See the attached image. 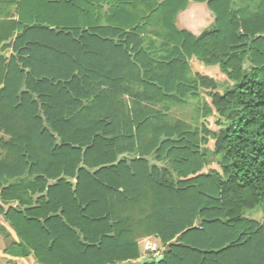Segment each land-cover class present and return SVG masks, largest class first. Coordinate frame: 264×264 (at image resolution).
Wrapping results in <instances>:
<instances>
[{"label":"trees","instance_id":"obj_1","mask_svg":"<svg viewBox=\"0 0 264 264\" xmlns=\"http://www.w3.org/2000/svg\"><path fill=\"white\" fill-rule=\"evenodd\" d=\"M189 1H21L0 54V213L18 255L139 264L156 237L158 264H264V222L246 217L264 210V22L194 0L215 14L195 35L175 23ZM192 55L229 81L192 75ZM200 89L227 120L220 171L204 170L207 136L153 106Z\"/></svg>","mask_w":264,"mask_h":264},{"label":"crops","instance_id":"obj_2","mask_svg":"<svg viewBox=\"0 0 264 264\" xmlns=\"http://www.w3.org/2000/svg\"><path fill=\"white\" fill-rule=\"evenodd\" d=\"M22 0H0V54L9 57L13 49L12 47L4 48L7 42H11V38H16L18 30L12 35L13 22L19 21V12ZM53 1V0H50ZM108 5H105L107 10ZM229 9L235 10L242 15L247 24H262L264 22V0H229ZM215 22V14L208 6L207 2L190 0L185 9L177 15L176 25L180 29H186L195 35H199L206 28L212 26ZM12 36V37H11ZM204 74V73H201ZM208 75L209 74H204ZM211 77V76H210ZM214 78V77H212ZM216 79V78H214ZM221 81L220 79H216ZM229 81V80H223ZM222 82V81H221ZM55 182L54 180L50 181ZM1 203V202H0ZM16 206L17 202L5 204V210L10 206ZM153 239H156L160 245H156ZM20 239L16 234L10 222L0 213V264H41L35 258L33 252L27 256L18 255L15 244ZM145 242V249L142 243ZM141 256L134 260V263L141 264L142 258H152L155 251H164V247L160 239L156 237H146L139 240ZM150 245L152 248H148ZM147 262V261H145ZM144 262V263H145Z\"/></svg>","mask_w":264,"mask_h":264},{"label":"rangeland","instance_id":"obj_3","mask_svg":"<svg viewBox=\"0 0 264 264\" xmlns=\"http://www.w3.org/2000/svg\"><path fill=\"white\" fill-rule=\"evenodd\" d=\"M178 15V14H177ZM177 19V17H176ZM175 19V23H176ZM188 64L190 66L192 75L198 73L209 74L211 77L216 79L229 80L228 76L221 70L218 64H207L201 61L195 55L188 58ZM232 82V81H231ZM206 103L211 104V99L209 98L207 92L200 89L198 96H189L182 101H164L157 104H153L156 109L163 111L171 118L176 120H181L192 127L193 130H199L208 138V142L202 145L201 149L207 154L208 165L205 167V171H211L213 169L221 170L223 161L221 156H217L215 153V142L213 138V133H218L220 128H222L227 120L225 117H220L217 111ZM1 139H9V136L3 131H0V142ZM1 144V143H0ZM6 156L5 150L0 146V160ZM152 162L162 165L163 162L159 163L152 159ZM246 217L257 220L259 222H264V210L262 208H257L246 213ZM156 245L160 243L153 239ZM145 242L142 243V248L145 249Z\"/></svg>","mask_w":264,"mask_h":264},{"label":"water","instance_id":"obj_4","mask_svg":"<svg viewBox=\"0 0 264 264\" xmlns=\"http://www.w3.org/2000/svg\"><path fill=\"white\" fill-rule=\"evenodd\" d=\"M163 257H164V251L157 258H148V259L142 258L141 264H143L145 261L154 262L158 264L161 261V259H163Z\"/></svg>","mask_w":264,"mask_h":264},{"label":"built area","instance_id":"obj_5","mask_svg":"<svg viewBox=\"0 0 264 264\" xmlns=\"http://www.w3.org/2000/svg\"><path fill=\"white\" fill-rule=\"evenodd\" d=\"M148 248H152V247L150 245H148ZM160 254H161V251L160 250H157V251L154 252L152 258H157Z\"/></svg>","mask_w":264,"mask_h":264}]
</instances>
